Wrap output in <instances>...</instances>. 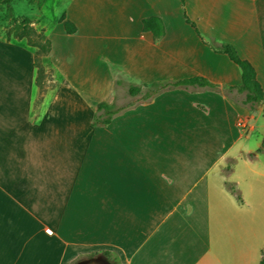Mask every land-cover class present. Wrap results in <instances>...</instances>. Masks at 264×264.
Returning <instances> with one entry per match:
<instances>
[{"label": "crops", "instance_id": "1", "mask_svg": "<svg viewBox=\"0 0 264 264\" xmlns=\"http://www.w3.org/2000/svg\"><path fill=\"white\" fill-rule=\"evenodd\" d=\"M183 1L57 0L50 18L45 2L37 106L34 48L0 36V264L259 263L264 107L242 104L239 67L209 45L232 46L264 97V0ZM193 77L211 87L127 93ZM100 102L121 110L96 126Z\"/></svg>", "mask_w": 264, "mask_h": 264}, {"label": "trees", "instance_id": "2", "mask_svg": "<svg viewBox=\"0 0 264 264\" xmlns=\"http://www.w3.org/2000/svg\"><path fill=\"white\" fill-rule=\"evenodd\" d=\"M13 0H0V4H8ZM183 5L184 1L179 0ZM30 5H34L36 8H40L45 0H29ZM8 13L10 10L8 9ZM185 21L195 29V25L191 22L187 16L184 14ZM62 23L63 28L66 34H73L76 31V26L70 22L62 14L58 20ZM142 28L144 31H149L152 33L155 39L160 38L163 35V26L160 19L156 17H149L142 20ZM11 37L16 40H24L26 44L32 48H35L33 55V65L36 69L35 84L41 88V77H42V61L46 63L47 56L50 51V42L48 38L42 31H37L31 26V21L27 18L12 19V32ZM8 33V39H9ZM209 47L217 52L226 54L228 58L236 64L241 73L240 84L235 87V90L238 93L243 94L242 104L248 109H254L258 106L264 107V97L262 89L259 83L256 80V73L253 67L245 60L241 59L236 50L228 45H209ZM51 73V68H49ZM118 81L115 80V84ZM211 87V84L208 83L205 79L193 77L183 80H178L174 82H155L149 86H145L144 89L141 87L131 84L127 87V93L131 96L142 93V99L147 100L152 98L156 94L160 93L165 89L172 88H188V87ZM121 109L110 106L104 102H100L95 106V113L93 116L94 125H106L109 123L110 119L115 116ZM264 148V138L262 140L261 148L256 152L259 153ZM227 188L234 195L236 199H239L238 193L233 184L228 183ZM258 264H264V253Z\"/></svg>", "mask_w": 264, "mask_h": 264}, {"label": "rangeland", "instance_id": "3", "mask_svg": "<svg viewBox=\"0 0 264 264\" xmlns=\"http://www.w3.org/2000/svg\"><path fill=\"white\" fill-rule=\"evenodd\" d=\"M28 1L29 0H13L8 4H0V36L1 37L8 39V33H9V37L12 38L11 37L12 19L27 18L28 20L31 21V23L36 24L37 20L35 18L40 14L41 11L40 9L42 6L40 8H36L34 5H30ZM45 2H46L45 4L46 6L42 14L46 18L52 17V10L62 8V5H59L57 3V0H45ZM8 9L10 10V13H8ZM31 26L34 29L36 27V25H34L35 26L34 27L32 24ZM42 68H43V72L40 81L41 88L37 86L38 95L35 99L36 106L40 104L46 91L53 86V81H52L53 79L49 71L50 67L45 62L42 61Z\"/></svg>", "mask_w": 264, "mask_h": 264}, {"label": "built area", "instance_id": "4", "mask_svg": "<svg viewBox=\"0 0 264 264\" xmlns=\"http://www.w3.org/2000/svg\"><path fill=\"white\" fill-rule=\"evenodd\" d=\"M236 126L239 127L243 131L247 128V124L244 120L237 121Z\"/></svg>", "mask_w": 264, "mask_h": 264}]
</instances>
